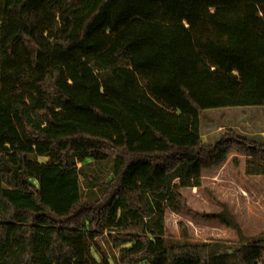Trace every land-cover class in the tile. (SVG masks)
<instances>
[{
    "label": "trees",
    "instance_id": "1",
    "mask_svg": "<svg viewBox=\"0 0 264 264\" xmlns=\"http://www.w3.org/2000/svg\"><path fill=\"white\" fill-rule=\"evenodd\" d=\"M234 107H264V0H0V264H91L108 227L118 264H264V233L181 193L230 154L264 176V143L202 140L201 111ZM167 211L241 247L171 238Z\"/></svg>",
    "mask_w": 264,
    "mask_h": 264
},
{
    "label": "rangeland",
    "instance_id": "2",
    "mask_svg": "<svg viewBox=\"0 0 264 264\" xmlns=\"http://www.w3.org/2000/svg\"><path fill=\"white\" fill-rule=\"evenodd\" d=\"M229 130L247 138L264 143V107H234L212 109L200 113V133L205 143H215ZM38 162H46L44 157L31 156ZM236 158V162L234 161ZM245 157L230 154L220 167L204 171L200 187L182 189L181 193L188 206L199 214L220 213L224 207L240 226L244 237H255L264 233V176L250 177L244 171ZM95 168V161L87 157L78 163ZM83 198L93 199L97 189H87L81 176ZM165 227L171 238H180V224H185L193 242L220 240L229 246V253L241 247L237 232L217 221H193L192 219L167 211ZM113 228H105L90 247L91 264H101L105 259L109 264H118L122 248L130 243L115 247L112 242ZM139 264H147L141 262Z\"/></svg>",
    "mask_w": 264,
    "mask_h": 264
}]
</instances>
